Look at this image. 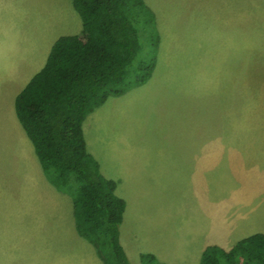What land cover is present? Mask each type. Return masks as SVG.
<instances>
[{
	"label": "crops",
	"instance_id": "0c3cea01",
	"mask_svg": "<svg viewBox=\"0 0 264 264\" xmlns=\"http://www.w3.org/2000/svg\"><path fill=\"white\" fill-rule=\"evenodd\" d=\"M60 1L47 22L37 20L39 31L31 36L23 17L20 24L0 15V139L6 145L11 140L14 149H0V164L12 172L6 180L19 188L23 204L21 211L0 198V264H104L96 246L77 231L72 197L48 180L15 114L16 96L44 67L56 40L82 30L73 0ZM259 106L261 113L247 118V130L202 137L196 132L186 144L182 133L165 132L167 146L114 148L103 155L105 162L87 141L102 174L117 182L116 192L126 201L120 240L131 264H142L143 254L165 264H199L209 245L231 249L264 233V102Z\"/></svg>",
	"mask_w": 264,
	"mask_h": 264
},
{
	"label": "rangeland",
	"instance_id": "374dc122",
	"mask_svg": "<svg viewBox=\"0 0 264 264\" xmlns=\"http://www.w3.org/2000/svg\"><path fill=\"white\" fill-rule=\"evenodd\" d=\"M121 1L141 42L129 79L141 61L156 59V67L145 84L109 97L87 116L85 136L94 155L105 162L103 155L114 148L167 146L165 132L182 133L186 144V136L196 132L202 137L204 132L249 129L247 118L261 113L264 102V0H143V5ZM60 4L0 0V15L3 21L20 24L23 17L25 35L31 36L39 31L37 20L47 22L51 8ZM63 14L60 10L55 21ZM5 145L0 139L1 150H14L11 140ZM2 157H7L6 151ZM11 173L0 164V198L23 211L19 188L6 180ZM3 205L0 202V226H5Z\"/></svg>",
	"mask_w": 264,
	"mask_h": 264
},
{
	"label": "trees",
	"instance_id": "16d2710c",
	"mask_svg": "<svg viewBox=\"0 0 264 264\" xmlns=\"http://www.w3.org/2000/svg\"><path fill=\"white\" fill-rule=\"evenodd\" d=\"M73 5L82 30L56 40L44 67L16 96L15 110L48 180L72 197L78 233L96 246L104 264H131L120 240L126 201L89 151L83 124L109 97L145 84L156 59L139 62L130 80L141 42L123 2L73 0ZM141 259L165 264L153 254ZM199 264H264V233L231 249L209 245Z\"/></svg>",
	"mask_w": 264,
	"mask_h": 264
}]
</instances>
